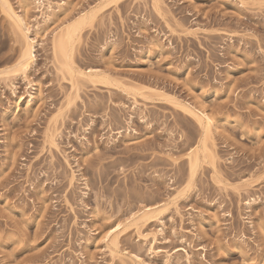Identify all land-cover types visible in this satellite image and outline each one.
<instances>
[{"label": "rangeland", "instance_id": "374dc122", "mask_svg": "<svg viewBox=\"0 0 264 264\" xmlns=\"http://www.w3.org/2000/svg\"><path fill=\"white\" fill-rule=\"evenodd\" d=\"M11 1L37 42L0 73V264H264V0ZM83 13L94 78L52 46ZM22 48L0 4L1 72Z\"/></svg>", "mask_w": 264, "mask_h": 264}, {"label": "bare ground", "instance_id": "6f19581e", "mask_svg": "<svg viewBox=\"0 0 264 264\" xmlns=\"http://www.w3.org/2000/svg\"><path fill=\"white\" fill-rule=\"evenodd\" d=\"M154 1L157 3L159 2V0H154ZM39 2H40V0H39ZM0 4L2 6L3 11L6 13V16L13 22L15 29L18 30V32L20 33L22 43H23V48H22V51H21V54L19 56V60L16 64V66L13 69H10V70L4 71V72L0 71V73H9L10 74V72H15V73L22 72L26 76L27 71L30 70L29 68L31 67L32 63L34 62V49H35V44L37 42L35 40V38L31 37V26H30V23L27 21V12L29 9V2L25 1L22 4V8H23L22 10L24 12L23 14H18V12L14 8L11 0H0ZM64 12H65L64 10H61V12H56V13L54 12L53 13L54 17H48L47 20L49 22L51 21L52 24H54L57 21V19L62 14H64ZM93 14L95 15L94 12H93ZM93 14H91V15L93 16ZM91 15H89L87 13H83L76 20L74 19V20H72V22L70 21L69 24H67L65 27L63 26V28H62V26H60V27L58 26V28H57L58 30L54 31L53 38H52V44H53L52 46L54 48V52L58 57L61 58L62 68H64L71 75H73V74L76 75V73L77 74L82 73L83 75L87 76L88 78H94L97 76V74H95L91 70L89 72L88 71L87 72H81L73 60V52H74L75 45H76V43L80 37L79 36L80 32L83 29V27L87 23H89L90 20L92 19ZM46 32H47V29H44L42 32L37 30L36 34L40 38H44V36L46 35ZM5 75H7V74H5ZM21 100H22V97H20V102H21ZM30 100L29 99L25 100V103L27 106H29ZM192 113L196 117V119L198 120L200 126L202 127L201 129H203V134H202L200 146L197 149H195L189 153V165H190L191 178H193L196 175L198 168H200V165H202V164H200L201 157H204L205 159L208 156L214 157V155L212 153V148H211L210 143H209V141L211 139L210 134H211V128H212V121H213L211 115H209L205 111V109L202 107H200L199 109H196V111L192 110ZM205 161H207V160H205ZM208 161H210L209 158H208ZM203 162H204V160H203ZM190 180H191V182H193L192 180H194V179H190ZM157 211H158V208L147 207V209H144L142 214L135 216L134 220L136 221V223L139 220H142V221L145 220L146 221L148 216H150L151 214H152L151 216L155 215V213ZM116 229H117V227H114L113 225L110 226L109 230L107 231L106 236H107L109 243L112 246V248L113 249L117 248L118 251H120L118 248L119 247L118 237L114 236L112 238L113 231L116 232ZM141 261H138V263L141 264L142 263Z\"/></svg>", "mask_w": 264, "mask_h": 264}]
</instances>
